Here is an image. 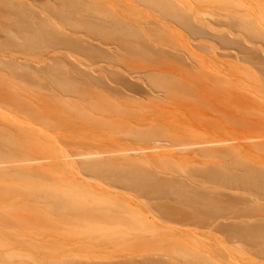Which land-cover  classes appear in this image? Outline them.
<instances>
[{
	"label": "bare ground",
	"instance_id": "1",
	"mask_svg": "<svg viewBox=\"0 0 264 264\" xmlns=\"http://www.w3.org/2000/svg\"><path fill=\"white\" fill-rule=\"evenodd\" d=\"M110 1L0 0V40L7 45L14 42L15 46L17 43L15 47L22 52L49 48L48 53L40 51L44 53L41 54L43 57L53 51L41 65L33 67L36 74L60 71L57 64L67 57V61L70 60L66 62L73 63L74 60L76 68L77 61L104 62L106 66L101 67L103 75L99 72V76H94L88 71L83 75L80 72L83 63L80 62L79 70L75 71L85 76L90 85L114 84L115 90L106 86L105 92L85 96L63 92L62 95L76 98L78 106L89 117L105 121L110 115L120 116L122 111H132L134 106H142V101L155 97L160 100L182 99L183 96L197 99L200 91L194 88L172 89L169 92L146 89V74H156L158 70L144 62L180 59L168 50L171 47L166 38L170 34L182 38L184 32L193 41L208 39L231 49L234 61L246 65L245 74H254L252 78L262 90L256 93L249 91L254 96L246 92H232L231 100L213 109L220 118H224L225 123L211 130H179L171 123L166 124L165 117L138 112L130 119L115 121L122 129L118 135L121 141L110 139L114 146H92L89 141H82L79 150L72 151L71 145L62 141V135L51 128L45 106L32 103L19 105L2 89V215L13 211V208L5 206L7 202L17 204L19 198H24V194H10L9 191L30 190L31 196L49 200L51 196L41 193V189L90 186L83 180L74 181L79 171L88 178L107 180L111 187L133 192L140 199L141 203L134 205L123 200L127 203L120 214L107 219H102L96 212L90 213L98 214L97 220L102 219L100 229L138 234L147 238L141 237L146 242L149 239L152 243L153 239L157 244L159 242L161 250L166 248L161 246L163 244L171 245V248L168 247L170 250L182 248L187 256H172V252L165 251L159 253V248L156 255L139 259L130 257L104 263L74 260L70 264H218L214 257L208 256L204 244L202 246L198 240L193 241L196 236H222L231 243L235 240L240 243L241 251L264 260V101L258 97L264 93V0L255 1V6L252 4L251 7L246 0H219V5L233 11L228 14L233 17L230 24L232 38L215 32V22L209 18L211 15L195 9L188 0H117L122 4L119 7H113ZM202 17L208 21L201 20ZM15 61L13 57L0 55V68L7 64L21 69V64ZM85 68L82 71L85 72ZM95 69L93 71H100ZM0 79L7 85L9 80L5 75L0 74ZM201 96L200 99L208 97ZM186 98L183 97L184 100ZM98 100L110 102L111 108H104ZM193 102L186 103L192 107ZM6 111L13 115L6 114ZM249 132L252 136L248 143L245 139H248L246 134ZM122 142L131 148L124 147ZM120 150L161 151L142 155L147 159L143 162L131 160L128 164L120 163L118 159L112 161L111 158L99 157ZM66 157H72L74 161L66 162ZM155 171L168 175L169 179L157 177ZM56 197L64 201L77 198L71 193H61ZM90 214L82 213L74 217L87 221L92 217ZM9 215L15 217V213ZM44 217L70 218L59 213L54 216L45 213ZM66 231L69 232L68 229ZM140 236L137 239L141 240ZM185 238L191 239L187 242ZM148 249L145 251L148 252ZM129 252L134 253L133 250Z\"/></svg>",
	"mask_w": 264,
	"mask_h": 264
},
{
	"label": "rangeland",
	"instance_id": "2",
	"mask_svg": "<svg viewBox=\"0 0 264 264\" xmlns=\"http://www.w3.org/2000/svg\"><path fill=\"white\" fill-rule=\"evenodd\" d=\"M188 1L192 2L193 5H191L195 9L205 12L207 15H211L209 18L213 19L215 22V28H213L215 32H219L225 36L228 34L229 37L232 38L230 35V24L233 17L228 14L233 11L230 8L219 5V0ZM255 1L257 0H246L250 7L252 4L255 6ZM118 2L119 1L117 0H111L110 4H112L113 7H119L122 4ZM205 19L206 17H202L201 20L204 21ZM220 21L223 23H220ZM226 21L227 23H225ZM222 25L227 26L223 27ZM229 37L227 36V38ZM166 40L167 42H170L171 48H168V50L180 56V59H162V61H154L152 63L144 62L147 65L150 64L155 70H158V73L156 74H146L148 84L146 89L169 92L172 89L181 90L182 88V90H184L183 88H188L189 90H192L194 88L196 91L201 92H199V96L202 95L201 97H203L204 95H208L207 98L200 99L198 96L197 99L196 97H193V99L192 97L186 98V96H183L186 98V100H184L180 95L182 99L176 98L172 100L167 98L165 100L161 98L160 100V98L158 99L155 97L153 100L142 101V106L138 104L133 107L132 111H127V113L126 111H122L120 116L110 115L108 121L97 117H89L87 114L83 113L78 106V100H76V98L64 96L62 93L75 92L82 95L84 94L85 96L86 94L105 92L106 86L109 88L112 86L110 89L115 90L114 84H107L106 86L100 85L101 87L90 85L85 76H81L82 74L75 71L79 70V65L81 66L83 63L81 66L82 68L80 67V72H82L83 75L87 71L88 74L94 73V76H99L100 74L103 75L104 72L101 70V67L106 66L104 62L101 63L96 60L80 62L77 61L78 57H76L77 69L75 67L76 65L73 64L74 60L73 63L72 61L67 63L70 60L68 59L67 61V57L65 61L60 60L61 64H57L60 71H56L53 74H36L33 67L41 65V62L50 56L53 51L49 52L46 57H43L44 53L42 52L47 51L48 53L47 49L49 48L46 47L37 50L32 49L22 52L19 47H15L17 46V43H15V46L14 42L7 45L6 42L2 43L3 41L1 42V40L0 55L6 58L13 57V59L16 60L15 62L21 64V69L10 65V67L6 66L7 64L0 68V74L5 75L7 80H9L7 81V85H4L3 81L0 79V90L4 89V91L7 92V95H9L11 99L16 100L19 105L32 103L40 107L45 106V108H47L48 116H50L51 119V128L55 129V132L62 135V141L70 144V150L72 151H78V146L82 141H89L91 145L105 144L114 146L110 139L121 141L120 136L118 135L122 126L117 124V122L120 119L122 121L124 119H130L131 116L138 112H143L147 115H158L157 117L161 116V118L165 117L166 120L164 121L166 124L171 123L172 126L179 130H211V128L214 129L215 126L225 123L224 118H220L213 109L215 107H221L226 101L231 100V95L234 92H246L254 96V94L249 91L256 93V91L259 92L262 90L255 83V79H253L254 74H245L244 69L246 65L234 61V53L231 49L224 48L220 46L219 43L208 39H198L193 41L184 32L182 38L178 37L177 34H170ZM50 47H52V45ZM40 51L42 52L40 53ZM33 52L36 53L33 54ZM55 52H58V50ZM63 62L66 63L62 66ZM70 63L74 66L69 65ZM51 64L52 63H50V65ZM57 65L55 66L57 67ZM141 66L143 65L141 64ZM62 68L64 70H62ZM84 68L85 72L82 71ZM92 68H98L100 71H93ZM132 75L134 76V74ZM74 76H76V78ZM127 81L130 80L127 78ZM170 94L174 96V93L172 94V92H170ZM175 95L179 96L178 93H175ZM258 97L264 101V93H261V96ZM259 98H256V100ZM192 100H194V102L192 107H190L186 102H192ZM98 103L104 106V108H111L110 102L108 101L98 100ZM191 108H193V110H191ZM156 112L159 114H155ZM5 113L13 115L10 114L9 111H6ZM251 136L252 134L250 132L247 133L246 137H248V139H245V141H248L249 143V137ZM122 144L126 148H131V146L126 143L122 142ZM142 151L120 150V152L108 155L103 154V156L100 155L99 157L111 158L112 161L118 159L120 163L128 164L131 163V160H141L143 162V159L144 161L147 159L142 155L157 154L161 150ZM139 153L141 155H139ZM180 154L182 155V153ZM56 161L62 160L56 159ZM65 161L72 162L74 161V158L66 157ZM76 167H78V165H76ZM142 169L145 171L149 170L148 168ZM78 173L76 172L74 181L79 182L80 180H83L90 186L69 188L52 187L41 189V193H46L51 196L49 200H40L31 196L30 193L32 191L30 190H24L21 192L9 191L10 194H24V198H19L17 204L9 201L5 205L13 208V211L8 212L15 213V217H11L9 213L7 215H2L3 212L1 210L3 205L1 206L0 202V264H70L75 261L84 263L83 260L104 263L130 257L139 259L141 257L153 256L158 253L157 250L160 248V245L158 244L160 243L158 242L157 244L154 239L153 243L151 239H149L150 242H146L145 239L147 240V238L138 234L125 233L122 231H105L100 229V221L102 219H107L110 216L120 214L124 204L127 203L123 200L134 205L137 202L141 203L140 199L136 195H133V192L111 187L107 180H100L97 178L92 179L83 176L79 171ZM154 175L162 179H169L167 177L168 175L160 173L159 171H155ZM95 185L99 186L96 187ZM61 193H71L77 198L76 200L64 201L56 197ZM110 197H115L117 200H113ZM119 200H122L123 202ZM93 212L98 213L102 219L97 220L99 215L90 214ZM45 213H50L53 216L55 213L63 214L64 216L69 215L70 218L67 220H62L57 217L46 218L44 217ZM82 213H88L92 217L87 219V221H79L74 217V215ZM108 213L111 214L109 215ZM71 216H73V218H71ZM67 229L69 232L66 231ZM129 234L133 236L131 237ZM135 235L138 237H135ZM139 236L141 240L137 239ZM141 237L145 239H142ZM188 239L191 238H187V240L185 238L184 240L188 242ZM190 241L192 242V240ZM193 241L198 242L199 244L201 242L202 246L204 244L206 251L209 252L208 256L214 257L218 264H264V260H261L257 256L246 251H241L240 243L237 241L235 242V240L231 243L222 236H217L215 238L196 236ZM154 242L158 246H155ZM166 245H161L166 248L164 247V250H161L160 248L159 253H161L160 251H165L168 253L172 252V256H187L182 248L176 249L175 247V249L170 250L169 248H171V245ZM140 246L142 250L139 249ZM155 248L156 250L153 251ZM172 248H174V246H172ZM146 249H148V252L145 251ZM132 250L134 253L129 252ZM140 251L145 252H142L141 254ZM171 254L169 255L171 256ZM198 257H195V259H198ZM199 260H201V258Z\"/></svg>",
	"mask_w": 264,
	"mask_h": 264
}]
</instances>
